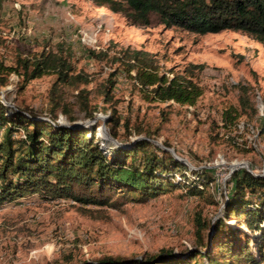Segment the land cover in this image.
Segmentation results:
<instances>
[{
    "label": "rangeland",
    "instance_id": "rangeland-1",
    "mask_svg": "<svg viewBox=\"0 0 264 264\" xmlns=\"http://www.w3.org/2000/svg\"><path fill=\"white\" fill-rule=\"evenodd\" d=\"M126 48L147 53L154 60V71L167 76L201 64L203 68L195 69L192 77L202 89L201 96L194 105L148 101V92L132 79L134 71L127 74L123 70L126 59L122 51ZM41 50L61 51L74 72L89 76L86 88L96 105L94 118L87 120L74 107L72 123L96 125L99 141L110 142L100 85L114 73L113 101L121 121L128 119L129 125L128 132L122 124L117 127V140L153 132L149 138L153 144L171 149L173 153L168 151L192 170L207 169L214 182L200 197L190 196L180 187L117 209L83 207L71 200L40 196L6 204L0 208V264L141 259L161 251L186 256L197 245L195 217L211 222L222 217L228 181L233 171L243 167L239 164L264 176V132L256 120L264 92V46L251 36L232 30L197 34L166 28L154 17L147 26L133 25L121 13L91 0H0V59L13 65L18 56ZM91 51L105 55L95 57ZM53 78L46 74L22 86L21 77L11 73L7 84L0 86V98L46 116L47 90ZM237 83L251 87L257 114L236 116ZM66 97L73 101L71 91ZM230 108L234 123L224 126L222 113ZM58 119L69 123L62 114ZM137 126L143 130L139 135L134 132ZM187 177H192L191 172ZM175 179H180L178 173ZM227 224L234 227L235 220ZM207 233L212 232L203 234Z\"/></svg>",
    "mask_w": 264,
    "mask_h": 264
},
{
    "label": "trees",
    "instance_id": "trees-1",
    "mask_svg": "<svg viewBox=\"0 0 264 264\" xmlns=\"http://www.w3.org/2000/svg\"><path fill=\"white\" fill-rule=\"evenodd\" d=\"M91 1L121 13L133 25L147 26L154 17L166 28L177 27L197 34L239 31L264 46V0ZM122 52L126 59L124 72L134 71L132 79L140 90L148 92L145 96L148 101L194 105L201 96L202 89L192 79L194 70L203 68L201 64L167 76L154 71V60L147 53L127 48ZM91 54L105 55L102 51ZM11 73L21 77L22 86L46 74L54 78L47 90L46 116L20 109L0 98V208L23 198L40 196L46 200H71L83 207L117 209L180 187L188 195L200 197L214 182L207 169L192 170L168 150L153 144L149 139L153 132L144 131L141 137L117 140V127L122 124L128 132L129 125L128 119L121 121L113 101L114 73L100 85L110 142L99 141L96 125L72 123L74 107L84 118L92 120L96 105L86 88L89 76L83 71L74 72L61 51L41 50L32 56H18L13 65L0 59L1 87L7 84ZM235 88L239 110L230 108L222 113L224 126L234 123L232 110L237 112L236 116L257 114L251 101V87L237 83ZM67 91H71L72 102L66 97ZM260 104L261 114L256 120L263 133L264 92ZM59 114L69 120L68 125L58 123ZM134 132L139 135L143 130L137 126ZM187 172H191V178ZM176 173L180 176L178 180ZM228 182L222 217L212 222L195 217L197 245L188 255L161 251L141 259L103 257L79 264H264V176L241 167L231 173ZM233 220L234 227L227 224ZM207 230L212 233L205 236ZM198 258L200 261H196Z\"/></svg>",
    "mask_w": 264,
    "mask_h": 264
},
{
    "label": "water",
    "instance_id": "water-1",
    "mask_svg": "<svg viewBox=\"0 0 264 264\" xmlns=\"http://www.w3.org/2000/svg\"><path fill=\"white\" fill-rule=\"evenodd\" d=\"M58 123H59L60 125H68L67 122L62 121L61 119H58ZM74 124H77V122H75ZM164 149H167V148H164ZM167 150H169L170 152L173 153V151H172L171 149H167ZM174 156H175V155H174ZM239 166H240V167L243 166L244 168H246V165H245L244 163L239 164Z\"/></svg>",
    "mask_w": 264,
    "mask_h": 264
},
{
    "label": "bare ground",
    "instance_id": "bare-ground-1",
    "mask_svg": "<svg viewBox=\"0 0 264 264\" xmlns=\"http://www.w3.org/2000/svg\"><path fill=\"white\" fill-rule=\"evenodd\" d=\"M106 135H107V134H106ZM107 136H108V135H107ZM108 140L111 141L110 138H108ZM105 141L108 142L107 140H105Z\"/></svg>",
    "mask_w": 264,
    "mask_h": 264
}]
</instances>
